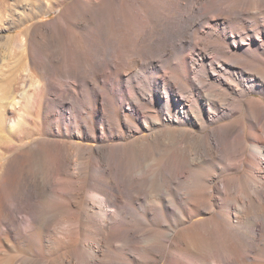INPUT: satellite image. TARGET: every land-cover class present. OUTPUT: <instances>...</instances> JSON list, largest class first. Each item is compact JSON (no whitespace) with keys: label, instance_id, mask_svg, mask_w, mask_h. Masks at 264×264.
<instances>
[{"label":"bare ground","instance_id":"obj_1","mask_svg":"<svg viewBox=\"0 0 264 264\" xmlns=\"http://www.w3.org/2000/svg\"><path fill=\"white\" fill-rule=\"evenodd\" d=\"M56 8L13 42L4 114L42 125L0 155V264H264V0Z\"/></svg>","mask_w":264,"mask_h":264},{"label":"rangeland","instance_id":"obj_2","mask_svg":"<svg viewBox=\"0 0 264 264\" xmlns=\"http://www.w3.org/2000/svg\"><path fill=\"white\" fill-rule=\"evenodd\" d=\"M50 1L0 0V136L2 135V140L0 138V155L6 145L16 144L20 137L26 143L31 144L37 138L34 135L42 125V119L36 117L29 103L24 106V109L22 107L19 113L12 116L14 118L9 119L10 117L4 113L9 108L7 106L10 98L8 94L12 93L11 95H13L16 89L27 90L33 82V76L31 72L27 71L25 64L28 62V54L16 48L14 43L19 36H24L33 24L48 23L57 17L60 8H56L48 14L44 12L45 5L49 4ZM69 2L67 1L65 5ZM25 12H27V16L23 15ZM46 53L49 54L50 52L47 50ZM66 60L71 61L72 55L69 54ZM78 68H82V66L80 65ZM27 73L28 76H26ZM23 113L25 115H22ZM16 116L20 117L17 118ZM26 116L31 119L29 120ZM10 120L19 122L18 126L12 130L10 129L15 124L9 122ZM9 131H12L13 134H10ZM19 135L20 137H18ZM78 142L82 143L81 141ZM86 144L95 145L90 142Z\"/></svg>","mask_w":264,"mask_h":264}]
</instances>
